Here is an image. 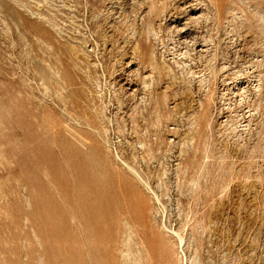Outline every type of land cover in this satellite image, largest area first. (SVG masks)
I'll use <instances>...</instances> for the list:
<instances>
[{"label":"rangeland","instance_id":"obj_1","mask_svg":"<svg viewBox=\"0 0 264 264\" xmlns=\"http://www.w3.org/2000/svg\"><path fill=\"white\" fill-rule=\"evenodd\" d=\"M0 264H264V0H0Z\"/></svg>","mask_w":264,"mask_h":264},{"label":"bare ground","instance_id":"obj_2","mask_svg":"<svg viewBox=\"0 0 264 264\" xmlns=\"http://www.w3.org/2000/svg\"><path fill=\"white\" fill-rule=\"evenodd\" d=\"M81 169H82V168H81ZM133 169H134V168H133ZM132 172H133V174H134L135 176H139L138 172H136V171H134V170H132ZM132 172H131V173H132ZM134 178H135V177H134ZM138 178H139V177H138ZM112 180H113V179H112ZM133 180H134V179H133ZM133 180H132V182H133ZM113 182H114V181H113ZM128 182H129V181H128ZM129 184H130V183H129ZM127 185H128V184H127ZM127 185H126V186H127Z\"/></svg>","mask_w":264,"mask_h":264}]
</instances>
